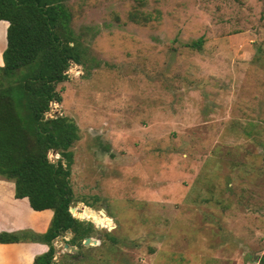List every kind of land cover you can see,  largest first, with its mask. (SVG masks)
Here are the masks:
<instances>
[{"label": "rangeland", "instance_id": "obj_1", "mask_svg": "<svg viewBox=\"0 0 264 264\" xmlns=\"http://www.w3.org/2000/svg\"><path fill=\"white\" fill-rule=\"evenodd\" d=\"M65 3L85 55L51 111L78 128L71 207L101 227L73 215L97 244L65 232L53 262L261 264L264 0Z\"/></svg>", "mask_w": 264, "mask_h": 264}, {"label": "trees", "instance_id": "obj_2", "mask_svg": "<svg viewBox=\"0 0 264 264\" xmlns=\"http://www.w3.org/2000/svg\"><path fill=\"white\" fill-rule=\"evenodd\" d=\"M65 2L0 0V22L8 23L0 66V179L11 181L15 198H27L34 211L53 213L47 231L31 240L48 246L33 264H56L54 239L70 232L66 243L82 246L94 228L69 212L75 204L70 148L79 138L78 128L56 112L45 116L52 104L61 102L56 86L67 81L71 64L82 66L85 55L70 27L72 14ZM133 13L137 15L130 14L129 20L141 17ZM201 43L198 39L190 47L198 49ZM51 150L58 155L53 162L48 158ZM79 214L98 222L85 210L73 215ZM21 233L0 231V243L28 241ZM259 262L264 264V258Z\"/></svg>", "mask_w": 264, "mask_h": 264}, {"label": "crops", "instance_id": "obj_3", "mask_svg": "<svg viewBox=\"0 0 264 264\" xmlns=\"http://www.w3.org/2000/svg\"><path fill=\"white\" fill-rule=\"evenodd\" d=\"M7 22H0V31L5 49V32ZM51 210L34 211L27 198L17 199L14 196V184L11 181L0 179V231L5 233L33 232L44 234L52 219ZM48 251V246L41 243H0V264H33L35 256Z\"/></svg>", "mask_w": 264, "mask_h": 264}, {"label": "water", "instance_id": "obj_4", "mask_svg": "<svg viewBox=\"0 0 264 264\" xmlns=\"http://www.w3.org/2000/svg\"><path fill=\"white\" fill-rule=\"evenodd\" d=\"M54 154V151H49V154H48V158H49V155L50 154ZM51 162V161H50ZM84 208H78V207H70L69 208V212H70V214L73 216V214L76 212V213H80L81 212V210H83ZM88 210L87 209H85V212H87ZM97 215V214H96ZM99 215L100 216H105V214H104V212H102V211H99ZM92 223L93 224H95L98 228L99 227H101L100 225H98L97 223H96V221L93 219L92 220ZM107 228L108 229H111V226L109 227V226H107ZM68 234H70V232H67ZM59 238H61L60 236H58L56 239H54L53 240V242H52V245L54 246V243L59 239ZM90 243H92V244H97V242L96 241H94V240H92L91 238H85V240H84V242H83V245L84 246H87V245H89ZM63 248H64V250H67V249H69L70 250V252L71 251H74V252H77V250L74 248V247H69L67 244H64L63 245ZM55 252H56V250H54ZM56 254H57V252H56ZM56 256H58V254L56 255ZM56 258V257H55ZM55 260V259H54Z\"/></svg>", "mask_w": 264, "mask_h": 264}, {"label": "built area", "instance_id": "obj_5", "mask_svg": "<svg viewBox=\"0 0 264 264\" xmlns=\"http://www.w3.org/2000/svg\"><path fill=\"white\" fill-rule=\"evenodd\" d=\"M72 66H75V65H73V64L70 65V67H69V69H68V71H67L68 76H69V73H68V72H69V70H70V68H71ZM53 105H54V104H53ZM51 110H52V109H51ZM52 113H53V112L50 111V112H48L45 116H46V117H47V116H50V114H52ZM56 159H58V155H56ZM56 159H55V160H56ZM64 236H65V235H64ZM64 236H63V237H64ZM64 240L67 241L68 238L65 237Z\"/></svg>", "mask_w": 264, "mask_h": 264}]
</instances>
